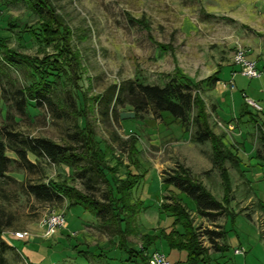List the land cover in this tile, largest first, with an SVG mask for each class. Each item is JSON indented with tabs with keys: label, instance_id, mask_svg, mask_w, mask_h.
Segmentation results:
<instances>
[{
	"label": "rangeland",
	"instance_id": "1",
	"mask_svg": "<svg viewBox=\"0 0 264 264\" xmlns=\"http://www.w3.org/2000/svg\"><path fill=\"white\" fill-rule=\"evenodd\" d=\"M29 1L0 0V132L64 144L79 126L103 151L112 186L113 180L135 182L131 203L136 220L132 234H119L118 222L105 225L80 207L69 209L67 201L42 204L20 194L6 208L12 226L1 235L15 248L6 253L9 264H143L140 253L148 260L153 251L164 253L171 264H187L186 252L171 250L163 239L175 222L162 209L164 198L178 197L187 205L199 234L215 228L197 215L190 197L164 186L163 177L178 165L189 169L228 210L217 222L226 231L220 245L228 244V251H217L201 236L205 253L199 264H226L225 254L230 262L241 248L263 262L264 161L256 149L264 154V0H51L57 9L54 16H60L66 28V41L58 34L43 37L47 21ZM239 45L257 61L261 78L239 73L233 62ZM43 63L60 72L51 85L54 105L26 99L21 108L19 91L38 80L37 67ZM218 74L221 82L209 86V79ZM169 76L200 84L197 95L203 108L195 109L193 117L202 111V120L240 160L237 166L224 162L230 184L214 166L212 143L194 142V120L185 132L168 114L156 120L148 110L141 117L130 105L119 106L117 118L101 116L95 99L114 85L139 80L163 87ZM7 156L17 159L11 151ZM29 158L41 162L45 182L91 191L99 198L108 189L98 182L89 190L91 183L73 168ZM12 171L18 181L39 177H26L15 166ZM52 213L65 214L67 225L45 238L40 222ZM17 232H27L30 238L17 239ZM146 236L158 237L147 251L145 241L151 239Z\"/></svg>",
	"mask_w": 264,
	"mask_h": 264
},
{
	"label": "trees",
	"instance_id": "2",
	"mask_svg": "<svg viewBox=\"0 0 264 264\" xmlns=\"http://www.w3.org/2000/svg\"><path fill=\"white\" fill-rule=\"evenodd\" d=\"M29 5L43 20L47 21L42 28L45 39L48 35L58 34L61 38L64 37L61 40L66 41V28L60 23L61 17L54 16L57 9L51 0H30ZM9 58L17 60L14 57ZM44 64L37 67L38 80L33 82L27 90L25 89L26 92L25 90L19 91L22 97L19 103L21 108L26 99L36 101L40 106L54 105L51 85L60 72L55 65ZM168 78L163 87L147 85L139 80H129L119 86L114 85L106 94H99L95 99L100 105L101 116L105 120L111 117L117 118V108L130 105L141 117L148 110H152L156 120L163 119V115L168 114L181 124L185 132H187L185 128H188L194 120L197 126L193 137L194 142L204 144L210 141L212 143L214 166L221 170L226 184H230L224 162L229 160L237 166L240 160L235 159L233 153L224 147L221 138L217 137L202 120V111L193 117L195 109L202 110L203 108V102L197 95L200 84L177 76ZM218 82H221L219 74L209 79V86L213 87ZM76 128L75 133L70 135L72 140H65L64 144L48 138L25 137L11 131L0 132V264H9L6 253L15 249L8 245L1 235L5 228L12 226V216L6 213V208L11 205L13 199H19L20 194L42 204H62L67 201L69 209L80 207L105 225L113 226L118 222L115 228L119 234L126 235L134 232L136 209L131 201L135 182L113 180V187L105 174L103 151L100 146L89 141L79 126ZM7 151L13 152L17 159L9 158ZM30 155L49 164L73 168L79 177L86 178L87 182L91 183L87 185L89 190H95L97 187L94 184L98 182L106 184L108 189L99 198L91 191L86 192L65 185L45 182L41 162H33L29 158ZM257 157L264 161V154L258 153ZM13 166L23 171L26 177L34 174L39 177L36 181L28 178L18 181L11 175ZM162 182L164 186L173 187L190 197L195 203L197 215L207 219L215 228L206 230L203 235L199 234L197 231L199 229L194 227L187 205L183 204L178 197L166 196L162 209L175 221L173 231L163 234V239L169 248L186 252L187 264H199L200 258L204 256L205 250L201 248L202 244L199 241L201 236H205L217 251L227 252L228 247L220 245V242L226 239V231L223 226L217 224L219 219L228 215L224 204L218 201L200 181L193 178L189 169L181 165L166 174ZM227 192L230 195V186H227ZM117 203H121V207H118ZM123 224L124 228H122ZM175 228H180V230ZM146 238L151 239V241H145L144 249L147 251L157 245L158 237L146 236ZM140 258L143 264H149L142 253H140Z\"/></svg>",
	"mask_w": 264,
	"mask_h": 264
},
{
	"label": "built area",
	"instance_id": "3",
	"mask_svg": "<svg viewBox=\"0 0 264 264\" xmlns=\"http://www.w3.org/2000/svg\"><path fill=\"white\" fill-rule=\"evenodd\" d=\"M234 65L240 67V74L248 77L250 79L261 78L263 72L258 68L257 61L249 59L247 51L242 47L238 46L233 59ZM237 74V72L233 73V77ZM233 87V82L230 83ZM249 103L255 105L252 101L249 100ZM41 227L44 231L45 238H51L58 231L64 228L67 225V221L65 218V214L63 213H52L46 217H44L40 222ZM15 237L17 239L26 240L30 238L29 233L27 232H17L15 233ZM236 254H244L243 249H238L235 251ZM149 264H171L167 259L166 255L162 252L153 251L150 253L148 258Z\"/></svg>",
	"mask_w": 264,
	"mask_h": 264
},
{
	"label": "crops",
	"instance_id": "4",
	"mask_svg": "<svg viewBox=\"0 0 264 264\" xmlns=\"http://www.w3.org/2000/svg\"><path fill=\"white\" fill-rule=\"evenodd\" d=\"M256 151H257V154H258V153H260L261 149H259V150L256 149ZM260 204H261V208H262V210L264 212V201H260ZM225 245L228 247V244L225 243ZM11 246H12V244H11ZM241 249H243V248H241ZM236 250H238V249H236ZM242 255H243V258L241 257ZM251 257L252 256H251V254H249L248 251H244V254H235L234 257L232 259H230V262H229L227 260L226 254H225V262H226V264H264V261L263 262H257L256 259L254 260ZM238 258H241V259H238Z\"/></svg>",
	"mask_w": 264,
	"mask_h": 264
}]
</instances>
